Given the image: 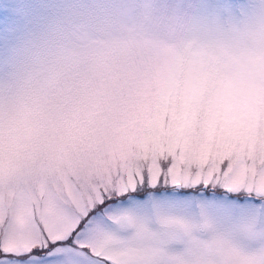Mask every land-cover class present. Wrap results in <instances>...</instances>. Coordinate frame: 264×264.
Returning a JSON list of instances; mask_svg holds the SVG:
<instances>
[{"label":"snow or ice","instance_id":"obj_1","mask_svg":"<svg viewBox=\"0 0 264 264\" xmlns=\"http://www.w3.org/2000/svg\"><path fill=\"white\" fill-rule=\"evenodd\" d=\"M0 11V46L14 33L38 39L87 32L89 11L18 0ZM154 39L203 41L169 103L107 96L84 100L53 85L23 96L0 63V127L20 134L14 167L0 173V264H264V106L226 122L218 95L242 88L254 61L242 35L264 40V0H126ZM103 117L104 134L53 153L69 115ZM234 239L254 245L238 247Z\"/></svg>","mask_w":264,"mask_h":264},{"label":"clouds","instance_id":"obj_2","mask_svg":"<svg viewBox=\"0 0 264 264\" xmlns=\"http://www.w3.org/2000/svg\"><path fill=\"white\" fill-rule=\"evenodd\" d=\"M44 2L63 5L68 10L89 11L93 15V23L87 32L70 30L44 39H38L29 32L14 33L5 45L0 46V63H11L19 96L48 85L73 96L99 90L154 40L152 26L143 10L135 13L123 10L126 0ZM250 2L237 0L238 5ZM17 4L18 0H0V11L18 15ZM202 43L180 38L167 51L190 63ZM237 46L242 55L251 56L254 67L264 70V40L258 36L242 35Z\"/></svg>","mask_w":264,"mask_h":264},{"label":"rangeland","instance_id":"obj_3","mask_svg":"<svg viewBox=\"0 0 264 264\" xmlns=\"http://www.w3.org/2000/svg\"><path fill=\"white\" fill-rule=\"evenodd\" d=\"M167 48L154 39L102 88L82 92L76 97L84 100L99 96L111 98L117 105L111 114L117 122L123 119L120 108L126 101H136L137 111L141 110L143 101L148 99L153 100L158 108L169 103L177 82L181 78H195L196 70L182 57L170 55ZM218 100L228 123L238 117L252 115L258 107L264 106V70H258L253 64L250 82L242 88L225 87L219 93ZM106 131L109 129L105 127L103 117L93 119L86 111L69 115L57 130L50 150L53 153L65 151L83 137L104 134ZM19 151L20 134L7 125L0 127V173H7L14 167ZM233 242L245 250H254V245L249 241L234 239Z\"/></svg>","mask_w":264,"mask_h":264}]
</instances>
